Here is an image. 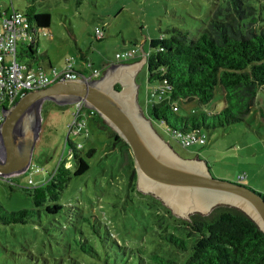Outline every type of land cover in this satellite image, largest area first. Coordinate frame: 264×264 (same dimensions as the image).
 I'll return each mask as SVG.
<instances>
[{
    "label": "trees",
    "instance_id": "obj_1",
    "mask_svg": "<svg viewBox=\"0 0 264 264\" xmlns=\"http://www.w3.org/2000/svg\"><path fill=\"white\" fill-rule=\"evenodd\" d=\"M255 2L227 0L197 36L173 28L168 36L151 41L148 83L167 96L152 105L148 115L152 122L164 125L175 137H205L203 130L237 125L252 112L258 92L264 89V31H258L264 18ZM26 16L29 40L20 43L18 57L33 70L43 69L26 60L42 62L43 56L48 62L46 55H39L38 39L42 30L50 29L51 16ZM219 87L224 93L222 111L186 116L175 111L181 102L207 106ZM116 88L120 90L119 85ZM82 111L78 116H84L90 132L88 120L99 116L87 108ZM109 130L116 143L131 151ZM68 145L71 166L60 164L47 182L27 190L33 208L9 211L0 203V248L13 264H264V232L243 212L218 208L208 218L177 219L159 200L137 190L133 157L118 184L122 194L116 197L121 201L112 205L121 215L130 216L135 198L148 200L149 218L137 225L143 232L140 239L129 242L116 233L114 222L66 205L62 201L66 191L89 172L87 158L95 154L94 149L85 151L70 139ZM118 221L128 227L124 218Z\"/></svg>",
    "mask_w": 264,
    "mask_h": 264
},
{
    "label": "rangeland",
    "instance_id": "obj_2",
    "mask_svg": "<svg viewBox=\"0 0 264 264\" xmlns=\"http://www.w3.org/2000/svg\"><path fill=\"white\" fill-rule=\"evenodd\" d=\"M226 3L227 0H0V24L2 17L14 9L30 16L49 14L52 23L50 29L40 32L39 54H48L58 72L65 70L66 62H70L76 71L86 68L87 79L94 80L98 77L92 76L95 71L102 70L101 64L117 61V53L124 50L137 52L135 59L124 64L143 60L150 51L151 41L168 36L173 28L187 30L197 36L218 6ZM255 3L264 18V0H256ZM261 26L259 32L264 31V23ZM96 28L104 32L103 41L97 42ZM81 52L90 60L88 65L81 64L84 60ZM42 57L40 59L43 62ZM134 81L136 105L148 118L152 105L162 100L155 96L156 86L148 83L146 64L139 68ZM119 84L122 90V82ZM224 106V93L219 87L214 100L207 106L202 107L196 101L181 102L176 112L180 116L202 112L218 113ZM75 114L76 104L58 106L47 101L43 105L41 130L31 165L19 176L0 178V203L9 211L33 208L27 190L47 182L60 164L70 161V139L85 151L94 149L95 154L87 158L91 169L71 183L62 199L63 203L78 206L87 214L95 213L102 219L114 222L117 234L120 232V236L129 242L137 241L143 234L140 226H137L140 225L138 222H147L149 218L148 200L135 198L130 216L121 215L119 208L112 205L121 201L116 197L122 194L118 184L124 179L122 175L125 165L132 161V152L113 140L110 127L104 121L98 122L100 117H96V121L88 120L89 133L82 128V133L77 135V132L71 131ZM153 128L161 139L170 143L181 159L203 164L197 160L199 156V160L208 164L214 178L247 186L264 196V89L258 92L255 106L243 122L217 131L203 130L206 138L203 147H183L179 139L158 122L153 121ZM70 166L68 162L67 167ZM242 174L247 178L239 181L238 176ZM137 190L145 196H151L143 193L138 184ZM218 208L207 215L192 213L189 221L196 217L208 218ZM121 217L127 228L118 221ZM0 264H13L1 248Z\"/></svg>",
    "mask_w": 264,
    "mask_h": 264
},
{
    "label": "water",
    "instance_id": "obj_3",
    "mask_svg": "<svg viewBox=\"0 0 264 264\" xmlns=\"http://www.w3.org/2000/svg\"><path fill=\"white\" fill-rule=\"evenodd\" d=\"M147 61L145 55L140 63L113 64L94 80L58 81L26 94L6 108L0 125V178L19 176L28 170L41 130V110L47 101L58 106L83 103L130 147L137 184L143 193L161 201L186 221L192 213L207 215L218 207L230 206L243 212L264 232L261 193L214 178L208 164L198 157L204 165L181 159L170 143L159 137L151 119L138 109L134 76ZM120 82L122 90L116 88ZM174 199L185 203L182 213L176 210Z\"/></svg>",
    "mask_w": 264,
    "mask_h": 264
},
{
    "label": "built area",
    "instance_id": "obj_4",
    "mask_svg": "<svg viewBox=\"0 0 264 264\" xmlns=\"http://www.w3.org/2000/svg\"><path fill=\"white\" fill-rule=\"evenodd\" d=\"M2 18V24H0V125L4 121V110L12 107L26 94L45 89L58 81L87 79V74H79L70 62H67L65 70L58 72L54 69L51 74H48L43 69H31L25 62L20 61L18 57L20 43L29 40L28 17L23 12L14 9L10 14ZM104 37L102 29L96 28L95 38L101 40ZM136 56V50H129L117 53L116 60L117 62H128L135 59ZM101 75V72L97 70L92 78H99ZM156 88L155 96H158L160 100L166 99L167 96L164 95V92L158 86ZM83 109H85L83 103L76 104L75 121L71 125V131L77 132V135H80L83 129L89 133L84 116L81 118L78 116ZM177 109L178 106H175V111ZM176 138L179 139V142L185 148L197 144H206V138L197 134L185 137L179 135ZM246 178L245 174L238 176L239 181Z\"/></svg>",
    "mask_w": 264,
    "mask_h": 264
},
{
    "label": "crops",
    "instance_id": "obj_5",
    "mask_svg": "<svg viewBox=\"0 0 264 264\" xmlns=\"http://www.w3.org/2000/svg\"><path fill=\"white\" fill-rule=\"evenodd\" d=\"M39 40V39H38ZM38 46H39V41H38ZM124 51H129V50H124ZM123 51V52H124ZM39 55H41V53L39 54ZM43 55H46L47 57H48V62H46V61H44V62H37V61H35V62H28L29 64H31L32 66H34L35 68H43L48 74H51L52 73V71L56 68L55 67V64H54V62H52L51 60V57L48 55V54H43ZM81 55H82V59H84L82 62H81V64H83V65H85V64H89L90 63V60H88L87 58H86V54L85 53H82L81 52ZM148 55V54H147ZM132 61V60H131ZM131 61H128V62H131ZM140 63V62H143V60H141V61H137V63ZM67 63V62H66ZM113 64H124V62L123 63H120V62H117V61H115V62H110V61H108V62H103L102 64H101V67H102V70H98V71H100L101 72V74H103L104 72H106V70L111 66V65H113ZM131 64H134V62L133 63H131ZM121 69V68H120ZM56 70V69H55ZM87 70H86V68H83V70H81V71H78V72H86ZM88 72V71H87ZM94 121H96V120H94ZM100 123V122H99ZM206 145V144H205ZM197 146H199V145H197ZM197 157H199V156H197Z\"/></svg>",
    "mask_w": 264,
    "mask_h": 264
},
{
    "label": "bare ground",
    "instance_id": "obj_6",
    "mask_svg": "<svg viewBox=\"0 0 264 264\" xmlns=\"http://www.w3.org/2000/svg\"><path fill=\"white\" fill-rule=\"evenodd\" d=\"M145 187H148L147 185H145ZM178 196V195H176ZM174 204H175V208L177 211H179L180 213L183 212V210L185 209V203L183 201H178L176 199H174Z\"/></svg>",
    "mask_w": 264,
    "mask_h": 264
},
{
    "label": "clouds",
    "instance_id": "obj_7",
    "mask_svg": "<svg viewBox=\"0 0 264 264\" xmlns=\"http://www.w3.org/2000/svg\"><path fill=\"white\" fill-rule=\"evenodd\" d=\"M100 78V77H99Z\"/></svg>",
    "mask_w": 264,
    "mask_h": 264
}]
</instances>
